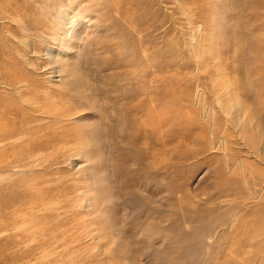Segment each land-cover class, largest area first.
<instances>
[{"label": "rangeland", "instance_id": "374dc122", "mask_svg": "<svg viewBox=\"0 0 264 264\" xmlns=\"http://www.w3.org/2000/svg\"><path fill=\"white\" fill-rule=\"evenodd\" d=\"M0 264H264V0H0Z\"/></svg>", "mask_w": 264, "mask_h": 264}, {"label": "bare ground", "instance_id": "6f19581e", "mask_svg": "<svg viewBox=\"0 0 264 264\" xmlns=\"http://www.w3.org/2000/svg\"><path fill=\"white\" fill-rule=\"evenodd\" d=\"M1 128V127H0Z\"/></svg>", "mask_w": 264, "mask_h": 264}]
</instances>
